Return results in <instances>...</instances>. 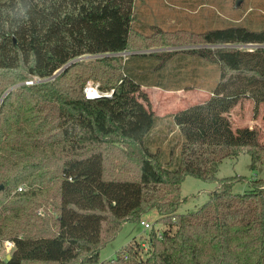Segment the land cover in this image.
Wrapping results in <instances>:
<instances>
[{
	"label": "trees",
	"instance_id": "1",
	"mask_svg": "<svg viewBox=\"0 0 264 264\" xmlns=\"http://www.w3.org/2000/svg\"><path fill=\"white\" fill-rule=\"evenodd\" d=\"M142 2L0 0V264H264V179L234 194L244 178L217 177L225 159L264 158L258 131L234 129L229 116L244 99L264 103V27L168 34L137 18ZM178 46L195 47L167 51ZM85 56L96 58L50 79ZM90 81L110 95L87 99ZM128 83L211 98L169 121L136 113L145 126L130 134ZM187 177L217 187L177 214ZM152 210L165 228L151 231L148 250L140 238L102 261L123 225Z\"/></svg>",
	"mask_w": 264,
	"mask_h": 264
},
{
	"label": "rangeland",
	"instance_id": "2",
	"mask_svg": "<svg viewBox=\"0 0 264 264\" xmlns=\"http://www.w3.org/2000/svg\"><path fill=\"white\" fill-rule=\"evenodd\" d=\"M143 0L137 8V18L145 22L151 28L161 27L168 34L183 32L185 34L199 33L200 30L214 27H223L229 24H243L250 28L264 27V0ZM181 3V4H179ZM187 3L186 5H184ZM239 3V5H237ZM195 46L167 47V51L186 49ZM241 48L252 49L248 46ZM153 51V50H149ZM161 51V50H155ZM95 56L82 57L81 60H90ZM80 60V61H81ZM201 73L204 71L201 68ZM211 72L212 79L215 75ZM201 78L198 82H202ZM92 82V81H90ZM186 82H189L187 80ZM95 83V82H92ZM98 84V83H95ZM17 86V85H16ZM14 87V86H13ZM126 97L128 106L135 115L130 126L127 127L130 134L141 132L145 122H139L136 113L147 112L146 119L152 114L165 117L169 121L171 114L180 113L194 105L205 103L211 95L207 90L187 87L180 91L166 92L155 88H142L127 84ZM233 128L255 129L258 131L259 142L264 144V103L256 105L252 100L244 99L237 104L229 114ZM136 117V118H135ZM131 130V131H130ZM176 138L168 139L164 145L175 141ZM161 143L162 141L159 140ZM164 142V140H163ZM153 148V146H151ZM241 176L244 180L237 182L233 187L234 194H244L251 189L249 181L258 177L264 179V158L257 161L253 166L252 157L244 152L235 159H225L219 166L218 178ZM217 187V182H205L194 177H187L181 185V197L185 200L177 210V214H186L199 210L209 199V194ZM157 210L146 213L142 222L149 224L146 228L142 223L127 222L123 225L117 237L109 242L101 250V260H109L116 257V253L133 241H139L143 247V253L148 250L149 244L145 240L153 230H163L165 226L160 222ZM144 239V240H143ZM145 241V242H144ZM1 250L2 257L10 254L12 250ZM144 255V254H143Z\"/></svg>",
	"mask_w": 264,
	"mask_h": 264
},
{
	"label": "built area",
	"instance_id": "3",
	"mask_svg": "<svg viewBox=\"0 0 264 264\" xmlns=\"http://www.w3.org/2000/svg\"><path fill=\"white\" fill-rule=\"evenodd\" d=\"M248 47H255V46H248ZM36 82H41V80H38ZM35 83V81H32V82H27V84H33ZM84 92H85V96L87 99H90V100H93V99H96V98H99L101 96H108L110 95V93H104V92H101L99 90V86L98 84H95V83H92V82H89L85 89H84ZM27 190L26 187H19L18 191H25ZM142 224L146 227V228H151L149 224H146L144 222H142ZM14 247V242L13 241H6L4 243V249H6L7 251H10L12 250Z\"/></svg>",
	"mask_w": 264,
	"mask_h": 264
},
{
	"label": "water",
	"instance_id": "4",
	"mask_svg": "<svg viewBox=\"0 0 264 264\" xmlns=\"http://www.w3.org/2000/svg\"><path fill=\"white\" fill-rule=\"evenodd\" d=\"M237 5H239V3H237ZM247 46H253V45H247ZM85 57H89V56H85ZM82 58H78V59H76V60H73V61H71V62H69L68 64H66L62 69H60L58 72H56L55 74H54V76L52 77V78H50V79H54L55 77H57L61 72H63L64 70H66L70 65H72L73 63H75V62H77V61H79V60H81ZM50 79H47V80H50ZM20 85H17V86H14V87H12V88H10L5 94H4V96H3V98H2V100H1V102L3 101V99L8 95V94H10L12 91H14L16 88H18ZM2 187H0V189H1ZM7 259L9 260L10 259V256H8L7 257Z\"/></svg>",
	"mask_w": 264,
	"mask_h": 264
},
{
	"label": "crops",
	"instance_id": "5",
	"mask_svg": "<svg viewBox=\"0 0 264 264\" xmlns=\"http://www.w3.org/2000/svg\"><path fill=\"white\" fill-rule=\"evenodd\" d=\"M142 88H146L145 86H142V85H140ZM148 88H155V89H158V90H164V89H161V88H158V87H148ZM164 91H166L167 92V90H164ZM180 91V90H179ZM168 92H175V91H168ZM211 95V94H210ZM158 117H160V116H158ZM160 118H162V120L163 119H165V118H163V117H160ZM171 121L173 122V118H171ZM158 123H168V122H158ZM176 127V129H178L177 127L178 126H175ZM163 129H164V127H163ZM155 130H157V129H155ZM164 132H167V130H163ZM159 133V132H158Z\"/></svg>",
	"mask_w": 264,
	"mask_h": 264
}]
</instances>
